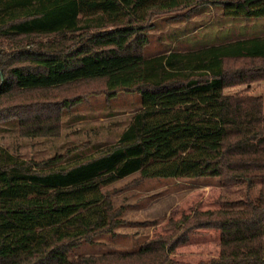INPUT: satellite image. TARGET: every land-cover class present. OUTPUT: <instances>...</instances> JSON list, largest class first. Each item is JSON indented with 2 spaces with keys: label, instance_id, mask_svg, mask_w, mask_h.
<instances>
[{
  "label": "trees",
  "instance_id": "obj_1",
  "mask_svg": "<svg viewBox=\"0 0 264 264\" xmlns=\"http://www.w3.org/2000/svg\"><path fill=\"white\" fill-rule=\"evenodd\" d=\"M202 6L264 18V0H0V124L54 137L60 110L95 94L94 82L141 105L114 145L86 157L30 162L0 146V264H182L169 255L205 229L219 232L220 251L199 264H264V100L223 93L264 80V35L144 54L154 18ZM133 175L216 179L224 196L137 252L74 257L124 224L105 188Z\"/></svg>",
  "mask_w": 264,
  "mask_h": 264
},
{
  "label": "rangeland",
  "instance_id": "obj_2",
  "mask_svg": "<svg viewBox=\"0 0 264 264\" xmlns=\"http://www.w3.org/2000/svg\"><path fill=\"white\" fill-rule=\"evenodd\" d=\"M198 17L190 14L200 11ZM248 19L225 17L220 7L202 6L191 10L162 15L153 19L147 33L149 43L144 48L148 57L171 48L195 49L220 44L228 40L225 24ZM198 26H201L199 29ZM180 35V36H179ZM100 84L90 83L87 88L95 94L86 95L80 102L60 110L59 132L54 137L26 138L19 135L17 122L0 124V146L12 155L30 162H43L56 155L79 154L86 157L114 145L140 110V97L136 93H120L106 98L97 92ZM83 87L51 93L58 99L67 97ZM247 90L264 100V80L247 85L226 87L224 94ZM112 195L115 210H121L124 224L113 235L103 236L94 244H82L72 255L101 257L105 254L133 253L151 240L170 232L169 220L177 221L193 210L200 212L219 209L224 196L216 179L181 180L158 179L138 181L137 175L127 177L105 188ZM220 234L216 230H199L189 236L169 258L182 264H199L216 259L220 251Z\"/></svg>",
  "mask_w": 264,
  "mask_h": 264
},
{
  "label": "crops",
  "instance_id": "obj_3",
  "mask_svg": "<svg viewBox=\"0 0 264 264\" xmlns=\"http://www.w3.org/2000/svg\"><path fill=\"white\" fill-rule=\"evenodd\" d=\"M201 11H203L202 9L200 11H195L194 13L190 14V16H192V18L198 17L200 13H202ZM230 21L227 22V24H225L223 27H225V30L227 31V34L229 35L228 40H226L225 42L228 41H232V40H236V39H240V38H248V37H254V36H263L264 35V18H259V19H249L247 21H238L237 22V27L233 28V23L230 24ZM201 26H198L199 29ZM180 36V35H179ZM214 45V44H211ZM209 45H205V46H200V47H196L195 49H185V50H177L178 52H185V51H191V50H196L199 48H203ZM172 50L171 48L166 49L164 51L161 52V54H167ZM126 130V129H125ZM124 130V131H125Z\"/></svg>",
  "mask_w": 264,
  "mask_h": 264
}]
</instances>
